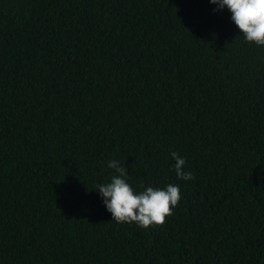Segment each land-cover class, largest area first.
Masks as SVG:
<instances>
[{"label":"trees","instance_id":"16d2710c","mask_svg":"<svg viewBox=\"0 0 264 264\" xmlns=\"http://www.w3.org/2000/svg\"><path fill=\"white\" fill-rule=\"evenodd\" d=\"M214 8L0 0V264H264V48ZM110 160L180 186L163 226L111 220Z\"/></svg>","mask_w":264,"mask_h":264},{"label":"clouds","instance_id":"9594fccd","mask_svg":"<svg viewBox=\"0 0 264 264\" xmlns=\"http://www.w3.org/2000/svg\"><path fill=\"white\" fill-rule=\"evenodd\" d=\"M216 5L213 11L224 8L231 13V21L240 31L246 43L264 48V0H209ZM175 161L173 170L178 180L194 179L191 171H185L186 159L175 151L170 152ZM113 170L111 179L106 183H98L97 190L106 210L111 213V220L116 223H135L139 228L163 226L166 218L172 216L182 199L178 184H167L165 187H143L135 191L128 183V172L124 164L110 160L107 164Z\"/></svg>","mask_w":264,"mask_h":264}]
</instances>
